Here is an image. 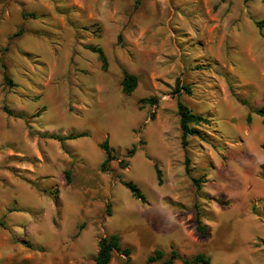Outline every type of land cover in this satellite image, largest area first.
<instances>
[{
    "label": "rangeland",
    "instance_id": "obj_1",
    "mask_svg": "<svg viewBox=\"0 0 264 264\" xmlns=\"http://www.w3.org/2000/svg\"><path fill=\"white\" fill-rule=\"evenodd\" d=\"M88 45L104 50L108 71ZM125 71L139 79L131 96ZM178 79L192 95L176 92ZM179 100L212 121L205 141L189 138V174ZM260 108L263 0H0V264H94L113 234L131 264L156 249L264 264ZM105 140L115 159L103 172ZM111 264L127 259L114 252Z\"/></svg>",
    "mask_w": 264,
    "mask_h": 264
},
{
    "label": "trees",
    "instance_id": "obj_2",
    "mask_svg": "<svg viewBox=\"0 0 264 264\" xmlns=\"http://www.w3.org/2000/svg\"><path fill=\"white\" fill-rule=\"evenodd\" d=\"M264 2V0H263ZM23 18H36L34 14H27L25 11L22 13ZM257 26L259 28L262 27L261 22H257ZM88 50L96 54L99 58V60L102 63V69L103 71H108V59L104 52V50L101 47L88 45L86 47ZM5 79L8 82L9 85H12L13 82L9 76V74L6 72ZM139 79L137 76L132 75L128 73L127 71L124 72V76L121 82L122 92L126 96H131L138 88ZM15 86V85H13ZM182 90H184L188 95H192V89L188 86H180V80H177V89L176 92L180 93ZM141 102L150 103L152 105L157 104V99L150 98V99H144ZM244 105L246 103H243ZM177 109H178V116L180 118V130L182 133L181 136V142L182 147L186 152V159H185V166H186V172L189 174L191 172V169L189 165L191 164V160L187 155V150L189 147V138L190 137H198L202 141L206 140V137L203 135V132L201 131V128L204 126H210L211 120L201 116L196 115L192 112L191 109H189L184 103H182L180 100L177 103ZM256 115H260L264 117V108L255 109L252 111ZM9 114H12L11 111H8ZM152 119H154V116L152 115ZM248 121L251 122V115L248 116ZM89 134L84 132L80 134H70L68 136H51V139L58 140L59 142L65 143L68 140H74L82 137H87ZM101 150L106 154L107 159L102 164L101 170L103 172H106L109 168V164L115 159L113 153L114 149L110 146L109 141L105 140L100 144ZM136 152V148L132 149L129 152V156L131 157ZM120 168L126 169L128 167V163L125 161H120ZM155 170L158 175V179L161 182V171L158 168V164L155 163ZM261 170L264 172V164L261 165ZM66 179L68 184H71L72 182V171L68 170L65 173ZM194 183L197 186V188H200V184L203 183L201 179H194ZM122 184L131 192L132 196L140 200L142 202H146V197L141 191V189L133 182H122ZM108 213H111V205L108 206ZM197 230L202 235V237H206V227L203 225V222L201 220L200 215L197 218ZM117 252L121 256L126 257L127 264H131L132 262V249L130 247H123L121 238L117 234H113L108 237H103L99 241V249L97 252V255L94 259V264H111L113 260V253ZM182 259V264H211V258L206 255L205 253H199L192 257H183L181 256L177 250H173L170 253L169 258H166V253L161 249H156L151 256L148 257L147 264H156L159 262H163V264H174L176 260Z\"/></svg>",
    "mask_w": 264,
    "mask_h": 264
},
{
    "label": "crops",
    "instance_id": "obj_3",
    "mask_svg": "<svg viewBox=\"0 0 264 264\" xmlns=\"http://www.w3.org/2000/svg\"><path fill=\"white\" fill-rule=\"evenodd\" d=\"M208 226V225H207ZM188 235L190 236V231H188ZM192 242H190V244L189 245H192L191 244ZM252 244H254V243H252ZM200 253H202V252H200ZM199 254V253H198Z\"/></svg>",
    "mask_w": 264,
    "mask_h": 264
}]
</instances>
